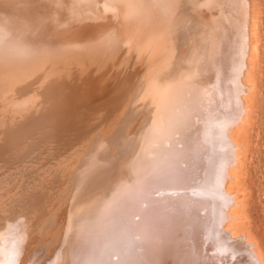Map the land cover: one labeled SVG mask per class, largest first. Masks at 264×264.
I'll return each mask as SVG.
<instances>
[{"label":"bare ground","instance_id":"obj_1","mask_svg":"<svg viewBox=\"0 0 264 264\" xmlns=\"http://www.w3.org/2000/svg\"><path fill=\"white\" fill-rule=\"evenodd\" d=\"M249 2L0 0V75L22 73L0 81V264H191L218 221L221 239H245L226 182L248 112ZM55 57L104 95L62 111L46 139L36 84ZM221 99L216 139L205 129ZM203 175L219 180V219L217 196L194 194Z\"/></svg>","mask_w":264,"mask_h":264},{"label":"rangeland","instance_id":"obj_2","mask_svg":"<svg viewBox=\"0 0 264 264\" xmlns=\"http://www.w3.org/2000/svg\"><path fill=\"white\" fill-rule=\"evenodd\" d=\"M249 3H251L249 4L251 5V8L248 4L247 5L248 11L251 12L250 28H252L250 30V40L252 42L249 68L245 71V79L249 84V89L247 88L248 92L245 94L248 112L245 115L244 121L238 122V124L234 126V135L238 142L240 159L239 162L232 167V177L226 182V185L228 184L231 190L235 193L236 198V202L231 206L230 211L232 213V218L228 221V224L230 223L229 226L231 225L230 227L232 229L236 228V232H241L242 236L246 237L242 240L240 239V236L239 238H233L228 235L226 237L227 240L224 238L221 239L219 230L226 231V228L224 229L223 227L224 222L222 223L218 221L219 223L216 222L217 224H213L212 230L203 235L200 240L201 242L199 241V254H197L198 256L196 260H192L191 264H199L200 261L202 264L205 262L206 264H232V262L236 263L238 261L236 259H238L237 256L239 255L242 258L243 264H260V262L261 264H264V0H250ZM219 10L220 9L216 7L213 11L210 10L212 15H209L211 17L213 15L215 17L221 16L222 18H220L222 20L224 19L223 21L226 22L231 20L230 16H226L228 15L226 14V10L224 11V15ZM6 41L7 39L0 34V45L5 44ZM9 63H11V60L8 64ZM48 65L49 68L45 73L49 74V76H46L43 81L36 84L41 98L40 108L36 109L35 112L37 121L33 125L34 128H36L37 133L46 139L52 137L64 127V122L57 120V116H59L62 111L79 106L83 102H89L96 97L97 99H100V96L104 95L99 91L100 84L94 85V83H92L89 86L83 85V80L78 79V73L73 74L71 72V75L69 73L70 71L64 70L66 65L63 58H51L48 61ZM15 72L22 74L19 71L12 69L7 73L4 72L0 75V81L4 87L8 88L15 84V81L11 79ZM221 102L222 99L218 103L219 106L217 107V111L215 110L213 112L215 117L212 116V113L209 115L212 116V118L208 116L206 124L207 128L205 129L206 133L210 131V134L207 133L210 137H212L211 135L213 134V137L216 139V128H218V125L222 120L221 117L224 113L225 115L228 113L226 112L227 110L229 111L231 109V104L228 103L227 99L224 103L226 106L221 105ZM220 110H222V112ZM216 112L220 115H216ZM34 118L35 117L33 116H29L28 120L31 121ZM213 120L215 123H213ZM212 123L213 125H211ZM119 150L120 146L118 144L113 145L110 153L106 155L107 161L105 164L110 163L114 166L120 157ZM206 175L211 176L208 172ZM206 175H203L195 184L193 191L195 196H198L199 194L206 201L209 199L213 200V197L217 196L216 202H214L216 210H214L217 214L220 212L217 215V218L219 219L222 212V205L219 203L222 202L221 199L223 196L219 193L220 190L217 188V175L216 177L214 176V178H209ZM210 188L213 189V191ZM209 192L212 193V195ZM217 199L219 200V203ZM217 209L219 210L217 211ZM214 226H216L217 229ZM246 239L247 241L250 239V243L253 244L251 248L246 246ZM238 240L240 241L239 244ZM249 255L251 256L249 257ZM246 257L247 260L245 261ZM238 263L239 262L236 264Z\"/></svg>","mask_w":264,"mask_h":264},{"label":"snow or ice","instance_id":"obj_3","mask_svg":"<svg viewBox=\"0 0 264 264\" xmlns=\"http://www.w3.org/2000/svg\"><path fill=\"white\" fill-rule=\"evenodd\" d=\"M173 171H175V170H173Z\"/></svg>","mask_w":264,"mask_h":264}]
</instances>
